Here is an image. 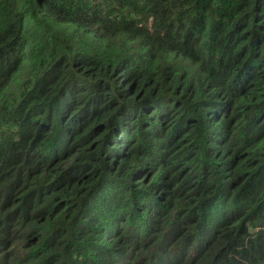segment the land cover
Masks as SVG:
<instances>
[{
  "label": "trees",
  "instance_id": "16d2710c",
  "mask_svg": "<svg viewBox=\"0 0 264 264\" xmlns=\"http://www.w3.org/2000/svg\"><path fill=\"white\" fill-rule=\"evenodd\" d=\"M0 264H264V0H0Z\"/></svg>",
  "mask_w": 264,
  "mask_h": 264
}]
</instances>
